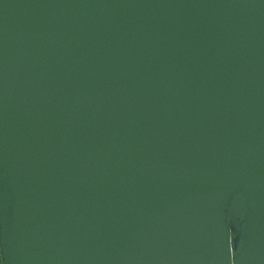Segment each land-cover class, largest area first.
<instances>
[{"label":"water","instance_id":"95a60500","mask_svg":"<svg viewBox=\"0 0 264 264\" xmlns=\"http://www.w3.org/2000/svg\"><path fill=\"white\" fill-rule=\"evenodd\" d=\"M1 264H264V0H0Z\"/></svg>","mask_w":264,"mask_h":264},{"label":"rangeland","instance_id":"374dc122","mask_svg":"<svg viewBox=\"0 0 264 264\" xmlns=\"http://www.w3.org/2000/svg\"><path fill=\"white\" fill-rule=\"evenodd\" d=\"M0 264H1V260H0Z\"/></svg>","mask_w":264,"mask_h":264}]
</instances>
